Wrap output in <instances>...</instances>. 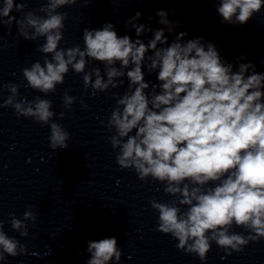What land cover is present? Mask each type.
<instances>
[{
  "label": "clouds",
  "instance_id": "1",
  "mask_svg": "<svg viewBox=\"0 0 264 264\" xmlns=\"http://www.w3.org/2000/svg\"><path fill=\"white\" fill-rule=\"evenodd\" d=\"M31 2L0 0V26L11 32L15 24L25 40L45 41L36 49L44 55L43 63L35 61L22 70L24 87L54 93L73 70L83 73L85 91L91 88L95 96L122 87L127 79L122 94L112 93L116 103L107 118L106 126L113 132L108 140L113 150L118 149L120 168L134 170L141 181L151 177L174 198L150 201L158 213L156 230L202 262L213 242L231 255L264 238V73L256 72L251 62L239 63L234 71L233 64L225 63L216 46L203 37L185 41L187 33L180 32L169 43L165 29L172 33L179 25L163 9L156 15L164 27L156 30L137 23L139 11L127 19L135 40L119 36L114 24L105 23L101 29H83V48L79 44L61 48L68 13L58 10L79 0H44L38 9L25 12ZM217 3L222 23L232 25H244L264 9V0ZM13 11L23 15L18 19ZM145 33L152 34L147 42L139 38ZM90 60L103 64V74L100 67L86 71ZM145 67L147 75L156 74L157 84L146 81ZM20 87L0 83V96L4 89L10 93L0 108L11 107L17 117L49 125L50 147L67 149L70 133L53 122V102L39 95L20 98ZM75 100L67 90L63 93L66 110ZM81 105L88 107L83 101ZM59 118H64L63 112ZM9 216L12 229L27 237L24 221L35 224L33 212L25 211L23 220ZM234 226L248 235L233 232ZM86 251L90 254L86 264H119L122 256L115 237L89 240ZM24 254L27 246L7 235L0 219V262Z\"/></svg>",
  "mask_w": 264,
  "mask_h": 264
}]
</instances>
